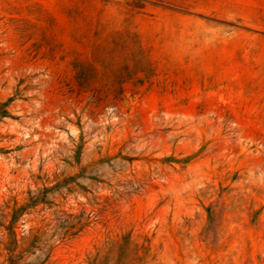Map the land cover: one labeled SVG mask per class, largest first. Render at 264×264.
<instances>
[{
    "label": "rangeland",
    "instance_id": "1",
    "mask_svg": "<svg viewBox=\"0 0 264 264\" xmlns=\"http://www.w3.org/2000/svg\"><path fill=\"white\" fill-rule=\"evenodd\" d=\"M0 264H264V0H0Z\"/></svg>",
    "mask_w": 264,
    "mask_h": 264
},
{
    "label": "trees",
    "instance_id": "2",
    "mask_svg": "<svg viewBox=\"0 0 264 264\" xmlns=\"http://www.w3.org/2000/svg\"><path fill=\"white\" fill-rule=\"evenodd\" d=\"M11 99H8L4 102H0V120L6 117H10V112L8 109Z\"/></svg>",
    "mask_w": 264,
    "mask_h": 264
}]
</instances>
